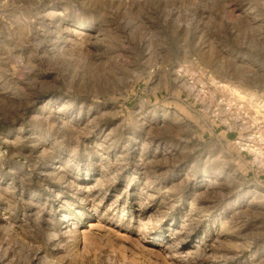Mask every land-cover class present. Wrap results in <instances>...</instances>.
Wrapping results in <instances>:
<instances>
[{
    "label": "rangeland",
    "instance_id": "1",
    "mask_svg": "<svg viewBox=\"0 0 264 264\" xmlns=\"http://www.w3.org/2000/svg\"><path fill=\"white\" fill-rule=\"evenodd\" d=\"M261 117L264 0H0V264H264Z\"/></svg>",
    "mask_w": 264,
    "mask_h": 264
},
{
    "label": "crops",
    "instance_id": "2",
    "mask_svg": "<svg viewBox=\"0 0 264 264\" xmlns=\"http://www.w3.org/2000/svg\"><path fill=\"white\" fill-rule=\"evenodd\" d=\"M237 121V123H235ZM258 129L255 130L254 125H241L240 120L236 118L232 123H223L215 124L210 131V137H214L221 143L227 144L231 149H236L240 151V157L243 163L250 162L252 157H255V152L247 153L246 146L249 144H253L255 139V134L258 133L257 144L261 146V152L255 158L257 172L259 177L261 178V182L264 185V152L262 148H264V118H259ZM261 121V122H260ZM254 145V144H253ZM232 150V151H233ZM252 155V157L250 156Z\"/></svg>",
    "mask_w": 264,
    "mask_h": 264
},
{
    "label": "built area",
    "instance_id": "3",
    "mask_svg": "<svg viewBox=\"0 0 264 264\" xmlns=\"http://www.w3.org/2000/svg\"><path fill=\"white\" fill-rule=\"evenodd\" d=\"M262 151L264 152V148H262Z\"/></svg>",
    "mask_w": 264,
    "mask_h": 264
}]
</instances>
